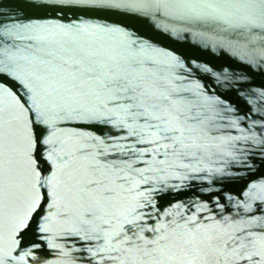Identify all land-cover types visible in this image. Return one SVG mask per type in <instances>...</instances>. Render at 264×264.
<instances>
[{
  "label": "water",
  "instance_id": "95a60500",
  "mask_svg": "<svg viewBox=\"0 0 264 264\" xmlns=\"http://www.w3.org/2000/svg\"><path fill=\"white\" fill-rule=\"evenodd\" d=\"M0 74V264H264V0H0Z\"/></svg>",
  "mask_w": 264,
  "mask_h": 264
},
{
  "label": "snow or ice",
  "instance_id": "6c2138e0",
  "mask_svg": "<svg viewBox=\"0 0 264 264\" xmlns=\"http://www.w3.org/2000/svg\"><path fill=\"white\" fill-rule=\"evenodd\" d=\"M0 86H7L9 88H12V84L8 83V78L4 76L3 74H0ZM22 86L19 84H16V88H21ZM18 98L21 100L22 103L27 104V101L24 100L23 96L19 95V92H17Z\"/></svg>",
  "mask_w": 264,
  "mask_h": 264
}]
</instances>
